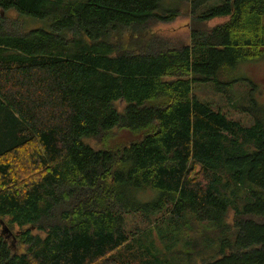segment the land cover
I'll list each match as a JSON object with an SVG mask.
<instances>
[{
    "label": "trees",
    "instance_id": "16d2710c",
    "mask_svg": "<svg viewBox=\"0 0 264 264\" xmlns=\"http://www.w3.org/2000/svg\"><path fill=\"white\" fill-rule=\"evenodd\" d=\"M263 59L264 0H0V264H264V106L195 93Z\"/></svg>",
    "mask_w": 264,
    "mask_h": 264
},
{
    "label": "rangeland",
    "instance_id": "374dc122",
    "mask_svg": "<svg viewBox=\"0 0 264 264\" xmlns=\"http://www.w3.org/2000/svg\"><path fill=\"white\" fill-rule=\"evenodd\" d=\"M182 9L181 15L170 23H162L156 24L151 23L148 27L151 26V29L154 33L160 38L167 42L171 47L179 48L182 43H188L190 37V16L186 13L188 10ZM2 15L3 11H1ZM225 19H216L211 22L209 25L212 27L215 26L217 23H223ZM34 27L37 26L33 24ZM233 78L239 83H237L233 88L229 89L225 94L217 93L215 90V86L212 84L209 85H202L196 87L195 93L197 97L214 107L220 108L223 112L233 120H236L242 124V126L250 127L253 124L252 118L241 112L239 110L240 105L246 106V103L252 104L253 101L256 103L264 106V59L257 62H247L238 65ZM254 86L256 88H254ZM233 100H231V99ZM235 103V104H234ZM119 107L121 110L125 108V104L122 101L119 103ZM237 105V108L235 107ZM245 104V105H244ZM235 105V106H233ZM113 135L110 139V147L115 146L118 144H126L127 142H135L142 139V134L135 135L128 131H113ZM84 143L89 145L94 149H101L103 148L100 146L101 143L99 140L91 139V138H84ZM102 144V143H101ZM158 192H146L141 194L140 200L149 202L154 196L157 195ZM232 215V213H231ZM156 218V217H155ZM152 222V221H151ZM147 221L143 220L140 216L136 215H129L126 217V229L128 232L138 231L139 229L142 230L147 227ZM164 224L158 228H154L155 234L158 233L160 230H165L164 225L167 223L163 222ZM153 238L156 239L154 236ZM183 239V237L181 238ZM8 240H12V238H8ZM184 241V239H183ZM158 245H160L159 241L156 239ZM182 242V240H181ZM181 248L184 250L183 246Z\"/></svg>",
    "mask_w": 264,
    "mask_h": 264
}]
</instances>
